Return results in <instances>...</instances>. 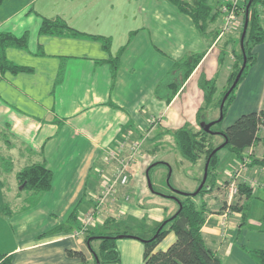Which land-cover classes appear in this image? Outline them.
I'll return each mask as SVG.
<instances>
[{"label":"crops","instance_id":"crops-1","mask_svg":"<svg viewBox=\"0 0 264 264\" xmlns=\"http://www.w3.org/2000/svg\"><path fill=\"white\" fill-rule=\"evenodd\" d=\"M67 1L4 0L0 5V32L27 36L26 47L8 46L4 50L6 60L24 70L0 71V128L26 146L30 155L35 154V160L27 164L44 160L52 172L50 188L39 195L36 209L40 213L38 220H47L42 227H30L31 223L21 221L16 225L17 217L11 218L8 209L1 214L0 254L11 256L12 264H81L79 258L67 254L68 250L81 251L86 263L95 264L85 236L96 225H104L108 219L115 223L130 214L136 220H150L147 230L152 231L169 218L173 212L162 214L155 201L161 191L151 180L157 191L155 196H149L146 170L149 176L156 162L139 158L133 148L139 147V137L145 131L168 137L184 125L198 130L200 123L216 121L220 107L217 109L215 104L229 75L235 31L224 37L226 42L224 35L212 39L202 36L193 21L182 17L168 0H125L124 4L122 0H85L84 5H67ZM42 18H60L78 33H39ZM215 21L210 28L220 29L221 21L217 26ZM97 36L109 38L108 49ZM220 46L226 50V58L223 69L217 71ZM194 53H203V57L172 98L167 100L171 87L158 95L160 83L174 82V64ZM252 54L254 61L229 103L240 105L244 112L264 110V39L252 48ZM115 57L117 67L112 74L110 60ZM205 64L210 69L206 73ZM200 74L206 80H215L216 93L206 113L209 121L197 119L204 105V91L196 81ZM193 83L194 89L187 93ZM191 103L194 107L185 122L183 111ZM263 133L261 126L244 159L235 160L234 170L223 167L218 156L216 187L207 194H216L226 207L221 209V204L207 213L201 233L205 244L220 259L222 253L228 256L236 245L243 247L249 230L264 234V215L254 219L249 213L242 224L241 213L228 207L237 193H230L232 182L236 188L240 182L249 187L253 181L261 185L252 190L247 201L240 196L239 204L246 201L252 208L250 199L254 204L264 202V166L250 164L252 159H264ZM155 148L165 149L164 142ZM129 158L134 161L126 168L127 184L117 186L113 195L99 203L103 187L114 180L120 166L118 159ZM202 161L191 164L195 168L201 164L202 168ZM145 189L147 193H143ZM133 190L136 200L130 203ZM219 190L225 193L223 197ZM144 199L152 200L149 204L155 207L152 219L144 213ZM94 210L93 226L74 236L85 216ZM57 227L64 228L55 230ZM175 238L169 232L155 250L166 249ZM216 239L221 243L213 246ZM115 246L117 264L142 263L144 244L140 240L119 236Z\"/></svg>","mask_w":264,"mask_h":264},{"label":"trees","instance_id":"trees-1","mask_svg":"<svg viewBox=\"0 0 264 264\" xmlns=\"http://www.w3.org/2000/svg\"><path fill=\"white\" fill-rule=\"evenodd\" d=\"M4 0H0V5ZM176 6L180 13L187 14L191 17L195 27L202 36H207L211 31L210 26L217 19L220 10V2L210 3L209 0H168ZM249 2V5H248ZM264 12V0H246L243 4L242 12V24L238 37L237 47H233L231 53L236 58V62L233 63L229 75L227 77L225 86L220 93L218 100L215 104L219 109L224 95L228 92L232 85L240 67L242 66L243 58L246 59L245 67L238 79V82L233 89L228 93L223 106H222V119L214 121L210 127V131H205L202 127L198 130H193L188 125H184L172 132L174 142L177 150L182 157L192 164L202 161V175L204 165L209 158L207 177L203 187L196 193H180V196H174V200L177 203L176 211L167 219L159 223L153 228V233L148 238H142L136 236L129 231H116L113 233L95 235L94 231H88L85 236V241L88 244L90 253L92 254L95 264H117L119 262V254L115 246L116 239L120 237H132L140 240L144 244L143 261L141 264H222L220 257L209 248L203 239L201 228L204 225L209 212L203 203L201 206H197L192 200V196L204 195L210 193L216 187V170L218 167V152L221 149H227L235 155L238 160L243 159L245 151L254 144L257 139V132L261 126H264V110L253 111L240 115L234 120L232 124L227 126L224 130H217L214 125H220L227 110V105L232 101L234 91L246 73L249 65L254 61V55L252 54V48L261 43L264 39V28L262 26V15ZM247 21L246 33L243 38L242 46L240 44L242 30ZM39 33H62L69 32L77 34L78 32L70 28L65 21L60 18L48 19L42 18L39 26ZM211 39L216 38L218 31H211ZM102 40L103 47L108 49L110 43L108 37H95ZM237 43V42H236ZM27 36L25 34L21 36H15L10 32H0V71L4 72L9 70L11 72H17L24 70V67L16 66L8 62L4 56V50L8 46L23 48L26 47ZM228 47V45H227ZM226 50H222L219 56V64H223L224 58H226ZM203 57V53H194L190 56H186L174 64L173 71L175 72V79L173 83H160L158 86V95L163 92L166 87H171L172 92L167 97L170 100L172 96L179 89L181 84L189 77L192 71L196 68L198 63ZM111 71L114 74L117 67V57L110 60ZM200 87L204 91V105L200 107L207 109L212 104L216 93L215 80H206L203 76L200 80ZM174 89V90H173ZM162 91V92H160ZM216 131V132H215ZM8 133L6 129L0 128V137L3 140L2 144L6 145L9 149L12 147V141L8 139ZM213 135H221L224 143L213 154L211 152L219 145H214L212 140ZM226 140V142H224ZM1 143V142H0ZM0 144V147L2 146ZM0 149V153H1ZM3 158L2 155H0ZM9 163V162H8ZM252 165L264 166V159H252ZM250 163V164H251ZM160 163H155L159 165ZM151 166V168L153 167ZM150 168V169H151ZM8 169V168H7ZM1 172V171H0ZM16 180L21 190H30L39 196L46 192L50 188L52 172L47 167L46 162H34L23 166L16 172ZM224 184H227L225 182ZM3 186V182L0 181V187ZM157 191L152 186V193ZM252 189L245 183L237 184V193L234 197L235 201H231L228 207L231 210L241 213L242 224L245 223L248 218V203L247 199L251 197ZM245 198V202L239 204L241 197ZM226 207V202L221 206V209ZM7 212V210H6ZM114 223V220L108 219L105 226H109ZM58 228L64 227H57ZM175 234V241L172 242L164 250H155L156 246L163 240V238L169 233ZM98 241V248L92 246V243ZM69 256H74L85 261V257L81 251L68 250ZM250 256L254 259V264H264V250L255 249L249 251ZM0 264H12L11 256L0 254Z\"/></svg>","mask_w":264,"mask_h":264},{"label":"rangeland","instance_id":"rangeland-1","mask_svg":"<svg viewBox=\"0 0 264 264\" xmlns=\"http://www.w3.org/2000/svg\"><path fill=\"white\" fill-rule=\"evenodd\" d=\"M217 0H210V2L215 3ZM224 1V0H223ZM246 0L243 1V3L240 5L238 9H236V14H237V20L236 23L233 27L228 29L227 27L224 28V18L225 15L224 13L221 12V2L220 1V6L219 10L220 13L215 21V26H217L220 21H221V26L220 29H212L211 31H218V35L221 33L225 32L222 36L223 38L227 36L229 33H233V38L236 40L234 46L237 47L238 44V37L241 29V24H242V12H243V4ZM67 5H84L85 0H74L71 2V0L67 1ZM126 1L122 0L121 3L124 4ZM63 3V5H65ZM107 15H109L107 13ZM182 17L185 19H190L191 17L187 14L182 13ZM222 19V20H221ZM209 31L208 33V28L205 31L207 36H211L213 32ZM121 34V33H120ZM226 38H224V41L226 42ZM237 42V43H236ZM223 46L218 47L219 48V53L217 58L220 56L221 51L223 50ZM238 48V47H237ZM231 56V63L229 65V72L231 70V67L233 63H235L236 58L233 55ZM243 62V61H242ZM225 65V62L223 64L218 65L217 71L222 70ZM241 68V67H240ZM209 67L207 64L204 65V70L203 72H209ZM202 74H200L197 78L198 85L200 87V80L202 78ZM195 87V83L191 84L190 88H188L187 93L192 92V90ZM162 92V91H160ZM222 93V92H221ZM188 95V94H186ZM183 101V100H182ZM192 107H194V103H191V107H188L183 111L184 113V120L187 122L190 118V111L192 112ZM212 107V105H209L208 108ZM243 108L240 107V105L236 106H230L229 104L227 105V110L226 113L223 117V120L221 124L214 125L213 128L219 130L222 129L224 130L227 126L232 124L235 119H237L240 115L251 112V111H241ZM202 114H199L197 116V119L201 121L202 118L203 121H209L210 116L208 114V118L206 117V113L208 112L207 109H202L200 111ZM244 112V113H243ZM216 117L219 118V115L216 114ZM189 124H194L193 121H191ZM159 130L160 126L158 127ZM216 132V131H215ZM264 134V133H263ZM160 135H156V132H146L142 133L141 136L139 137V147L136 149L135 147L133 148V151L136 150V154L138 155L139 158H142L146 160L147 162H158V161H163L167 165L159 164L156 165L150 172V180L152 181V184L155 186V188L159 189L160 194L158 196L156 194L151 193L149 190V196L155 197V201L158 203V207H160V211L164 216L170 215L171 212H175L177 209V203L174 200V196H180V193H194V191L198 188L200 182H201V164L198 165L196 168L194 165L189 163L187 160H185L180 152L177 150L173 143V136H163L159 137ZM8 139L10 142L12 141L13 144V149H7L6 145L2 144L3 140L0 137V144L2 146L0 147L1 153L0 155L3 156V158L0 157V181L3 182V186L0 187V221H1V214L3 212H6V210H10V216L11 218L17 217L16 220L14 219V222L17 223L19 221L23 223H31L32 226L36 224V227H42L44 223H46L47 220L41 221L40 218L38 220V215H40L39 212H36L37 208L40 205V199L39 196H37L34 191L30 190H21L19 186L17 185V180L15 177V173L25 164L32 162L35 160V154L30 155L27 150L26 146H22V144L14 138L13 135H8ZM161 140V141H159ZM212 140L214 142V145H219L223 142V137L221 135H213ZM159 142H164L165 149L163 150H158L155 147L158 146ZM161 147V146H159ZM132 152V150H131ZM218 156L221 158V164L223 167H229L231 169H235V160L237 158L233 153H231L227 149H221L218 152ZM138 157L136 156V160H138ZM248 157V156H246ZM134 158V157H133ZM133 158H129L130 161H134ZM249 158V157H248ZM244 159V158H243ZM241 159V160H243ZM102 161V160H101ZM9 162V163H8ZM243 162V161H241ZM249 162V161H248ZM251 163V160H250ZM8 168V169H7ZM252 181V180H251ZM146 182V181H145ZM253 184L251 185L252 190L256 191L257 188H261L260 183L257 181H253ZM156 184V185H155ZM228 184V183H227ZM236 184V183H235ZM237 185V184H236ZM135 187H133L134 189ZM143 193H147V190H142ZM131 193V198H130V203L135 202L136 197H135V191H132ZM141 192V191H139ZM223 193L221 195L222 197L225 195L223 191L219 190V193ZM181 197V196H180ZM192 200L196 203V205L199 207L203 203H205V206L208 211L211 210H217L221 204L222 201L220 198H216L215 195H210V194H204V195H195L191 197ZM254 199H250V205L248 204L249 210L248 214L250 213V216L254 219H258L259 217L264 215V202H260L259 204H254L252 201ZM144 203V213H146L150 217L149 219H152L151 214H154L155 207L151 206L149 203L152 200L144 199L141 200ZM231 201H235V199H232ZM230 201V202H231ZM230 210V207H229ZM251 211V212H250ZM208 213V212H207ZM145 214V215H146ZM144 215V216H145ZM143 216V217H144ZM131 219V220H130ZM13 220H11L12 222ZM14 223V224H15ZM150 220L146 219H135L132 217V215H127L126 217H123V219H118L115 223L105 226V225H96L94 230L95 235L99 234H107V233H113L116 231H129L136 236L142 237V238H148L152 235L153 231H149L148 226H150ZM15 225V226H16ZM207 236V235H206ZM243 236V235H242ZM206 240L209 242L207 243L210 245V238L206 237ZM243 247L241 246H235L233 248V251L228 255V256H223V253L220 255L221 256V261L222 264H254V259L250 256L249 251L250 250H255V249H264V234H259L257 230H249L247 236L245 237ZM98 241H95L92 243V246L95 247V249L98 248ZM221 241L219 239H216L215 242L212 244L213 246L220 245ZM85 250H88V248L83 247ZM89 251V250H88ZM81 264H88L85 261H82ZM89 264H93L91 261Z\"/></svg>","mask_w":264,"mask_h":264},{"label":"built area","instance_id":"built-area-1","mask_svg":"<svg viewBox=\"0 0 264 264\" xmlns=\"http://www.w3.org/2000/svg\"><path fill=\"white\" fill-rule=\"evenodd\" d=\"M244 0H222L221 2V12L224 13L225 18H224V28L227 27L228 29H230L231 27H233L236 23L237 20V14H236V9H238L240 7V5L243 3ZM225 32L221 33L220 36H222ZM112 156H114L112 154ZM115 158V157H114ZM119 161V168L117 170V172L115 173V177L114 180H112L111 182H109L107 184L106 187H103V193L102 196L100 197V202L102 203L103 200L111 195H113V193H115L116 191V187L117 186H125L128 182L129 179V175L126 172V168L129 164V160H122V159H118ZM237 191L236 186L234 185V183L232 182L230 184V193L231 195L234 194ZM96 220V212L91 211L90 213H88L83 222L81 223L80 228L78 229L77 233H74L73 235L76 236L78 234L84 233L86 230H88L90 227L93 226L94 222Z\"/></svg>","mask_w":264,"mask_h":264},{"label":"water","instance_id":"water-1","mask_svg":"<svg viewBox=\"0 0 264 264\" xmlns=\"http://www.w3.org/2000/svg\"><path fill=\"white\" fill-rule=\"evenodd\" d=\"M248 5H249V2H248ZM246 27H247V21H245V24H244V27H243V30H242V34H241V39H240V44L242 46V42H243V38L245 36V33H246ZM245 64H246V59L245 57L243 58V63H242V66L241 68L239 69L232 85L230 86L228 92L224 95L223 99H222V102H221V105H220V114H219V118L216 120H220L222 119V106H223V103L226 99V97L228 96V93L233 89V87L236 85V83L238 82V79L245 67ZM213 122H209V123H200V127H202L205 131H210V127L212 126ZM226 142V140L224 141ZM224 143H222L220 146H222ZM220 146H218L217 148H215L211 154H213ZM208 162H209V158L207 159L205 165H204V171H203V177H202V180L198 186V188L194 191V193L192 194H196L204 185L205 183V180H206V177H207V168H208ZM146 181H147V186L150 190H152V184L150 182V179H149V176H148V169L146 170Z\"/></svg>","mask_w":264,"mask_h":264}]
</instances>
